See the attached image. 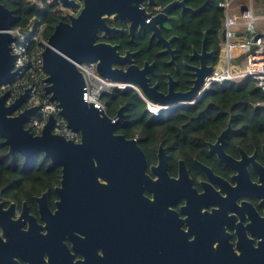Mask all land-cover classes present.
<instances>
[{
    "label": "flooded vegetation",
    "instance_id": "flooded-vegetation-1",
    "mask_svg": "<svg viewBox=\"0 0 264 264\" xmlns=\"http://www.w3.org/2000/svg\"><path fill=\"white\" fill-rule=\"evenodd\" d=\"M34 1L68 21L61 3ZM176 1L184 6L160 18ZM140 5L145 14L109 19L116 31H100L96 43L117 46L113 67H134L150 96L134 84L144 109H160L141 127L127 104L107 113L117 120L123 109L115 133L136 141L145 164L125 163L115 198L106 194V178L91 185L89 176L51 162L23 164L27 174L45 169L0 189V264L187 261L191 247L200 249L202 261L233 255L264 261V102L206 105L205 95L217 86L204 87L216 49L206 30L185 29L199 18V8L186 0ZM144 22L152 23L141 28Z\"/></svg>",
    "mask_w": 264,
    "mask_h": 264
},
{
    "label": "water",
    "instance_id": "water-1",
    "mask_svg": "<svg viewBox=\"0 0 264 264\" xmlns=\"http://www.w3.org/2000/svg\"><path fill=\"white\" fill-rule=\"evenodd\" d=\"M80 1L83 2L80 13L77 16L68 14L67 22H59L54 27L42 54L43 67L48 74L47 94L58 103L60 115L65 118L68 126L80 133V141L75 142L53 133L56 123L53 116H49L41 134H34L26 128L31 116L40 114L39 106L14 114L25 103L28 89L9 105L6 103L9 91L0 95V135L12 156L19 153L30 159L35 154L42 153L53 165L63 167L64 172H75L79 177L89 176L91 185L97 178L108 179L110 183L106 194L115 198L121 195L125 163L145 164V155L134 139L115 133L116 126L123 120V109L119 110L118 119L114 120L100 105L84 98L86 81L77 64L95 62L100 76L138 85L149 96L134 74V67L125 71L113 67L119 57L117 46L96 43L100 31H105V34L116 31L108 26L109 19L133 21L138 15L145 14V9L141 8L142 0ZM149 1L151 4L152 0ZM53 2L72 9L78 7L76 0ZM176 5L184 6V1L168 5L159 17L165 19V12ZM15 18L13 11L0 2V87L12 81L16 75L15 57L11 50L14 36L10 32ZM151 23L144 22L141 28ZM211 73L210 68L208 75ZM60 191L58 189L59 193ZM185 257L187 261H88L85 264H264V261H250L248 255H233L225 258V261H202L200 249L195 247L189 248Z\"/></svg>",
    "mask_w": 264,
    "mask_h": 264
},
{
    "label": "built area",
    "instance_id": "built-area-1",
    "mask_svg": "<svg viewBox=\"0 0 264 264\" xmlns=\"http://www.w3.org/2000/svg\"><path fill=\"white\" fill-rule=\"evenodd\" d=\"M76 1L79 5L75 9L61 6L64 16L67 17L68 14L77 16L80 13L83 4L79 0ZM257 3L258 0H223L219 3L218 6L224 13L220 53L214 72L206 80L204 86L206 89L226 83L239 85L250 78L264 93V26H261L264 15L260 19L256 12ZM45 30L46 24L37 26L34 22L29 23L26 29L13 26L10 30L14 36L11 50L15 57L16 75L12 81L0 87V95L9 91L6 101L9 105L28 89L25 103L14 114L32 106H39L40 114L31 116L26 128L34 134H41L49 116H53L56 119L53 133L79 142L80 133L68 126L65 118L60 115L58 103L51 100L47 94L48 74L43 67L42 58L48 40L44 38ZM77 66L86 81L84 98L105 110L104 96L115 92L131 89L137 91L144 99L134 84L112 81L100 76L95 62H84ZM148 112L158 117L160 109L148 104Z\"/></svg>",
    "mask_w": 264,
    "mask_h": 264
},
{
    "label": "trees",
    "instance_id": "trees-1",
    "mask_svg": "<svg viewBox=\"0 0 264 264\" xmlns=\"http://www.w3.org/2000/svg\"><path fill=\"white\" fill-rule=\"evenodd\" d=\"M189 5L199 8L197 14L199 18L196 21L185 22V29L190 34L201 33L206 30L209 40L213 42L216 49L217 57L215 64L218 62L221 43V30L223 27L224 13L218 6L223 0H186ZM8 9L12 10L16 16L14 27L26 29L27 25L34 22L37 26L46 24L44 38L48 39L53 32L54 27L61 21V17L53 13L50 7L45 3V9L32 5L28 0H0ZM189 19V18H188ZM238 84L226 83L223 86L217 85L214 91H209L205 95L206 105L212 100L210 106H220L223 104L227 107H234L236 100L245 99L248 102H264V93L256 87L255 81L247 78L242 86ZM243 87V88H242ZM107 105V113L114 115L117 108L122 104H127L129 111L138 119V125L144 124L149 117H154L146 109L140 96L135 91L115 92L112 95L104 96ZM207 112H216L208 110ZM232 112V109H231ZM43 163L48 164L49 159L45 158L42 153H37L30 159L16 153L14 156L9 154V147L6 145L4 138L0 135V189L8 186H15L28 178L41 176L45 166L35 167L32 174H27V169L22 166L25 163Z\"/></svg>",
    "mask_w": 264,
    "mask_h": 264
},
{
    "label": "crops",
    "instance_id": "crops-1",
    "mask_svg": "<svg viewBox=\"0 0 264 264\" xmlns=\"http://www.w3.org/2000/svg\"><path fill=\"white\" fill-rule=\"evenodd\" d=\"M256 12L261 19L264 15V0H258V3L256 5ZM261 26H264V21L261 23Z\"/></svg>",
    "mask_w": 264,
    "mask_h": 264
},
{
    "label": "rangeland",
    "instance_id": "rangeland-1",
    "mask_svg": "<svg viewBox=\"0 0 264 264\" xmlns=\"http://www.w3.org/2000/svg\"><path fill=\"white\" fill-rule=\"evenodd\" d=\"M28 1H30L32 4H36L34 0H28ZM37 6L40 7V8H42L44 5H43V3H42V4H38ZM239 85H240V84H239ZM241 85H242V84H241ZM222 86H223V85H222ZM103 103H104L105 107L107 108V105H106V103H105V99H104V98H103Z\"/></svg>",
    "mask_w": 264,
    "mask_h": 264
}]
</instances>
